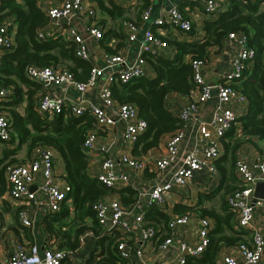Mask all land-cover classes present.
<instances>
[{
	"label": "built area",
	"instance_id": "1",
	"mask_svg": "<svg viewBox=\"0 0 264 264\" xmlns=\"http://www.w3.org/2000/svg\"><path fill=\"white\" fill-rule=\"evenodd\" d=\"M121 5H129L134 0H114ZM140 12V20L146 21L150 3ZM264 4V0H261ZM225 0H201L200 9L203 17L213 18L224 9ZM41 10L47 17V22L38 26L35 35L38 38L50 36L53 33L63 32L60 25L62 21L73 14H80L85 20V32L94 41L102 34V26L96 22L93 5L88 0H59L56 4H41ZM158 33L171 31L183 38L190 37L189 30L192 18L185 15L175 5L159 9L152 21ZM126 40L134 39L133 30L136 25L130 21L124 22ZM143 39L140 42V53L131 62L125 63L124 57L119 53H104L102 65L91 63L86 81H75L70 71L62 67L48 65L28 64L23 74L26 78L41 84V91L34 102L35 110L48 118L54 113L68 109L72 115L88 113L93 118V126L88 129L81 146L92 157L101 154L97 166L89 168L87 172L103 185L114 189L116 181H127L128 178H142L145 172L150 173V181L146 187L136 189L133 199L124 206L117 196L109 195V191L100 195L92 204L94 217L102 232L118 233L115 246L118 255L122 258L121 264H158L149 258L145 248L147 243L158 239L156 228L143 219L145 208L151 203L169 215L166 223L168 235L160 239L156 246L158 252H163L170 245L171 234L175 228L186 223L190 216L195 217V240L180 242L175 245V253H171L168 264H185V255H197L208 242V231L213 226V218L209 215H198L193 209L176 213L173 207H167V195L174 189L185 186L190 179L198 173L205 174L215 183L219 175L215 160L221 154V139L231 127L239 132L240 122L237 119L246 110V97L238 89L230 85V80L238 76L243 67L252 58L254 51L247 44V39L241 31H229L223 38L235 42L228 62V71L222 75L215 85V104L210 116L195 129V141L184 154H180V141L182 129L191 111L197 109L201 103L210 98V85L205 83L200 69L205 61L189 59L191 66V79L194 87L183 97L182 101L175 100L164 106L180 120V125L168 132L163 138L161 149L157 152L153 147L144 153L136 155L124 148V144L133 145L136 137L146 129V122L138 116L136 106L131 102H117L110 93L112 81L126 82L138 76L146 75L148 64L143 53L165 55L174 48L164 39L153 35L149 25L143 30ZM69 37L76 43L75 54L88 60L89 55L84 48L82 38L69 31ZM15 45L14 39L8 33L7 23L0 20V54L9 51ZM116 70L115 75L107 77L97 89V100L100 107L80 97L73 101L69 97H54L44 93L46 85L72 86L80 92L92 87L106 69ZM11 87L0 86V101L10 99ZM179 94V93H178ZM8 111L0 108V142H6L8 133ZM122 122L124 129L121 142L112 148L110 143L100 142L101 132L114 126L115 122ZM166 134V133H164ZM163 134V135H164ZM162 135V136H163ZM162 138V137H161ZM158 149V148H157ZM54 151L48 145H34L29 149L27 157L21 162H11L5 166L4 197L17 205L16 215L20 225L30 227L32 219L27 208L38 205L42 213L57 211L62 202L68 201L70 185L61 174L54 172ZM234 175L237 187L225 195V201L234 213V224L237 227L251 230L250 242H239L233 245L237 254L223 253L216 264H257L264 250V236L260 229L253 227L254 211L261 207L264 212V196H253L257 180L264 181V156L256 155L246 157L239 149L235 151ZM166 173H169L166 176ZM261 175V178L259 177ZM34 185L30 188V185ZM146 200L147 205L143 202ZM1 230V225H0ZM86 235L95 237L91 230L84 231L79 240L83 241ZM130 240V241H128ZM73 249H58L50 242L36 245L34 242L15 241L12 249L5 257H0V264H61L64 259L72 261ZM240 262V263H239ZM77 264H85V260Z\"/></svg>",
	"mask_w": 264,
	"mask_h": 264
},
{
	"label": "trees",
	"instance_id": "2",
	"mask_svg": "<svg viewBox=\"0 0 264 264\" xmlns=\"http://www.w3.org/2000/svg\"><path fill=\"white\" fill-rule=\"evenodd\" d=\"M97 4L96 22L107 23L98 42L108 53L118 52L126 43L122 32V22L137 23L140 12L147 5V0H139L131 9L113 0H91ZM224 9L214 18L205 17L202 21V34L191 40L177 39L169 31L158 33L174 47L172 57L143 53L154 76H138L126 82L112 81L110 93L117 102H131L136 106L137 114L146 122V129L139 134L132 147V153L139 155L158 144L164 133L175 130L180 120L165 106L169 92L175 91L186 95L194 87L191 79L189 59L206 61L210 46H219L229 31H241L254 54L238 76L230 80V85L240 90L246 97L245 113L237 119L239 132L231 126L221 139V154L215 160L218 169V182L209 192L199 194V205L177 204L173 211L183 213L193 209L198 215H209L213 226L208 231V242L197 255L186 254L185 264H216L215 255L220 245H233L239 242L249 244L242 234L247 230L234 224V213L225 201V195L237 187L234 175L235 151L243 141L255 136L256 144L264 156V4L261 0H225ZM13 16L15 45L9 51L0 54V86L11 87L10 99L0 101V108L8 111L9 138L6 145L17 141L24 144L26 151L34 145H48L54 148L64 162L63 177L70 185L68 201L62 202L57 211L41 215L43 243L52 242L58 249H73L78 245L80 235L91 230L95 236L93 251L85 258V264H121L115 240L118 233L102 232L92 210L93 202L111 189L103 185L87 172L90 155L81 146L93 118L88 113L72 115L68 109L54 113L51 117L39 114L34 102L39 95L41 84L26 78L24 67L28 64L48 65L66 68L75 81H86L91 63L75 54L76 43L70 37L53 33L38 38L35 30L47 22L37 0H0V19L4 15ZM193 26V23H192ZM189 34L194 35L193 27ZM114 38V47L109 49L108 40ZM106 52V53H107ZM188 55V59H185ZM21 106L17 110L16 106ZM2 106V107H1ZM13 148L2 147L0 154V194L5 191L4 169L14 162ZM10 156V157H8ZM8 158V159H7ZM7 159V160H6ZM22 160L18 161L21 162ZM202 196V197H201ZM131 193L123 201H128ZM214 199L215 206L202 205L205 199ZM169 215L160 211L152 203L148 205L143 219L152 224L158 239L168 235L166 227ZM26 230V229H25ZM25 237L31 242L32 237L25 231ZM130 241V240H128Z\"/></svg>",
	"mask_w": 264,
	"mask_h": 264
},
{
	"label": "crops",
	"instance_id": "3",
	"mask_svg": "<svg viewBox=\"0 0 264 264\" xmlns=\"http://www.w3.org/2000/svg\"><path fill=\"white\" fill-rule=\"evenodd\" d=\"M114 1V0H113ZM139 0H134L133 3H130L129 5H122V6H128L132 7L134 4H136ZM200 1L201 0H152L150 3V10L148 17L146 21H139L135 24L136 29L133 30L134 39L131 41H127L126 43L119 49V53L124 57L125 63H129L133 60V58L140 53V42L143 39V30L149 25L153 35L157 36L158 30L155 26V24L152 22L154 18L157 16L159 9H166L172 4L175 5L180 11H182L185 15H188L192 18L193 21V31L194 35H190V37H181L177 36L173 32L169 31L171 34H173L177 39L181 40H191L194 38H198L202 34V21L205 17H203L200 9ZM59 0H37V5H39L41 9V4H56ZM93 7L95 11V15L97 13V4L95 1L88 0ZM121 5V4H120ZM131 7L129 9H131ZM97 16V15H96ZM214 18V17H213ZM2 21H5L7 23L8 27V33L10 36L14 39L13 33L15 32V23L13 22V16L10 14L4 15L1 17ZM124 22H122L121 30L125 34L128 30L123 27ZM131 22V21H130ZM63 32H57L61 35H64L66 37H69V31H74V33L78 34L83 41L84 48L87 51L90 59V63H93L94 65H102V57L103 54L106 53V49L103 48V46L97 41L92 40L87 33L85 32L84 26H85V20L82 15L80 14H73L69 18H66L64 21L60 23ZM102 26V30L108 28V24L104 23ZM109 49H112L114 47V38L111 37L108 40ZM235 47V42L231 39L222 38L221 43L219 46H210L209 51L207 54V59L205 61V65L203 68L200 69L201 74L203 76L204 81L210 85V98H208L206 101L201 103V105L191 111L190 116L187 118L185 125L182 129V136L181 141L179 145L180 154H184L191 146L194 145L195 141V129L197 125L201 122H204L208 119L210 116V112L215 104V85L214 83L218 81L220 78H222V75L226 73L229 69L228 62L229 58L231 56L232 50ZM108 53V52H107ZM114 53V52H110ZM174 54V48L172 49V52L167 53L163 56L172 57ZM185 59H188V55H185ZM146 66V77L152 78L154 76L153 69L145 63ZM116 74V70L114 68L113 71L111 69H106L102 72L100 77L97 80V83L89 88H86L83 92L78 91L72 86H64V85H46L44 89V93L48 94L50 96L54 97H69L73 101H78L80 97L85 98L87 101L93 103L96 106L100 107V103L97 100V89L102 84L107 82V77L111 75ZM175 100L182 101L183 97L178 94L175 91H171L166 96V104L171 103ZM2 107V106H1ZM124 126L122 122H115L114 126L109 128L107 131L101 132L100 137L98 138V141L110 143L111 147H117L118 144L121 142V135L123 132ZM160 138L158 144L152 148V150H155L158 152L163 143V138L165 135ZM256 144H260V141L257 140L255 136H251L250 140L243 141L237 149L245 155L246 157H254L261 155V152L258 150V147H256ZM17 141H14L13 143L5 144L3 142V145L0 147V154L2 147H8L10 149L13 148L14 155L13 156L15 161L24 160L27 157L28 152L25 148L24 144H20L18 146ZM25 148V151H23L22 155L20 157L16 156V152L21 149V147ZM132 147L133 145L130 144H124V148L126 150H129L132 153ZM158 148V149H157ZM101 157V154L90 156L87 170L89 168H95L97 166V161ZM54 172L56 174H61L64 172V162L62 158L59 156L58 152L54 151ZM169 173H166V176H168ZM150 173L145 172L142 178H135L130 179L128 178L127 181H116L114 184V189H111L109 191V195L111 196H117L119 200L124 204V206H128L127 204L133 199L136 189L146 187L150 181ZM218 182V180H217ZM217 182L215 183L211 178L206 177L205 174L198 173L194 176V178L190 179V181L183 187L179 189H174L171 193H168L167 195V207L170 208L171 206L174 207V205L177 204H187V205H199L198 198L200 199L199 194L209 192L212 190L214 186H216ZM34 185H30V188H33ZM129 193H131V198L128 201H123V198H126L129 196ZM202 197V196H201ZM143 202L145 203V206L147 205V202L145 199H143ZM217 203H214V199H205L202 202V205L205 207L215 206ZM17 205L15 203H11L4 197V192L0 194V257H5L12 249L15 241H25V231L27 230L29 232V235L32 237V242H34L36 245H42L43 244V234H42V227H41V215L43 214L41 211L40 206L38 205H30L28 210V214L32 219V223L30 227H26L23 225H20V223L17 220L16 215V208ZM253 227H256L261 230L264 236V212L261 207H257L254 211V217L252 220ZM26 229V230H25ZM245 229V228H244ZM247 233L242 234L243 239L245 241L250 242V233L251 230L246 229ZM195 217L190 216L189 220L184 223L178 225L174 232L171 234L172 241L170 245L167 247L166 250H163V252H158L156 249L157 244L159 243L160 239L153 240L151 243H147L145 245V248L148 251L149 258L153 261H157L158 264H168V259L170 257V254L175 253L176 248L175 245L180 242H192L195 240ZM95 245V237L91 235H86L83 241L78 240V245L75 247L73 251V257L72 261L69 259H64L61 264H77L78 262L85 260V258L89 255L91 251H93ZM234 245V244H233ZM233 245H220L219 248L216 251V257L215 261L219 260L220 255L223 253H232L234 255L237 254L236 250L233 248ZM172 263V262H171ZM170 263V264H171ZM240 263V262H239ZM257 264H264V250L263 254Z\"/></svg>",
	"mask_w": 264,
	"mask_h": 264
},
{
	"label": "water",
	"instance_id": "4",
	"mask_svg": "<svg viewBox=\"0 0 264 264\" xmlns=\"http://www.w3.org/2000/svg\"><path fill=\"white\" fill-rule=\"evenodd\" d=\"M259 177L261 178V175ZM253 196L260 198L264 196V181L262 179L256 181Z\"/></svg>",
	"mask_w": 264,
	"mask_h": 264
},
{
	"label": "rangeland",
	"instance_id": "5",
	"mask_svg": "<svg viewBox=\"0 0 264 264\" xmlns=\"http://www.w3.org/2000/svg\"><path fill=\"white\" fill-rule=\"evenodd\" d=\"M17 110H21V106L19 105V106H16L15 107ZM3 145V142H0V147ZM23 151H25V148L22 146L21 147V149H19L17 152H16V156L17 157H20V155H22V153H23ZM14 155V154H13ZM8 157H10V156H8ZM13 157V156H12ZM8 159V158H7ZM6 159V160H7ZM15 162V161H14Z\"/></svg>",
	"mask_w": 264,
	"mask_h": 264
}]
</instances>
